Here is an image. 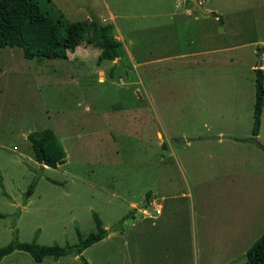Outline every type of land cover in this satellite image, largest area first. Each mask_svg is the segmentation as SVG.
Masks as SVG:
<instances>
[{
    "label": "rangeland",
    "instance_id": "374dc122",
    "mask_svg": "<svg viewBox=\"0 0 264 264\" xmlns=\"http://www.w3.org/2000/svg\"><path fill=\"white\" fill-rule=\"evenodd\" d=\"M40 1L72 22L111 26L123 54L100 61L87 39L57 59L0 49V247L15 232L76 245L77 229L95 230L94 213L109 235L81 255L37 263L15 251L0 264H195L196 187L264 170V109L252 133L264 0H198L222 22L189 0ZM44 129L67 153L57 168H43L28 141Z\"/></svg>",
    "mask_w": 264,
    "mask_h": 264
},
{
    "label": "trees",
    "instance_id": "16d2710c",
    "mask_svg": "<svg viewBox=\"0 0 264 264\" xmlns=\"http://www.w3.org/2000/svg\"><path fill=\"white\" fill-rule=\"evenodd\" d=\"M51 1V0H49ZM40 0H0V49L21 48L26 59L36 57L57 59L74 53L87 39L101 50L100 61H115L123 54V43L114 38L111 26L103 25L96 19L72 22L60 11L55 14L45 8ZM213 16L223 18L213 12ZM264 50L260 49V51ZM256 100L254 105L253 137L260 134L264 109V71L255 69ZM36 160L45 166L57 168L66 162L67 153L58 136L52 129L31 132L28 135ZM39 177L35 178L25 193V202L34 194ZM4 190V185L1 182ZM4 195H7L5 190ZM150 193L147 199L150 202ZM133 215V213L131 214ZM3 217L2 214H0ZM95 230L83 236L79 229V242L76 245H41L37 235L32 242H21L16 236L12 242L0 247V262L15 251L27 252L37 263L47 257L60 259L71 254L81 255L86 249L101 242L108 235L101 217L93 214ZM250 264H264V234L246 253ZM85 264H88L87 262Z\"/></svg>",
    "mask_w": 264,
    "mask_h": 264
},
{
    "label": "crops",
    "instance_id": "0c3cea01",
    "mask_svg": "<svg viewBox=\"0 0 264 264\" xmlns=\"http://www.w3.org/2000/svg\"><path fill=\"white\" fill-rule=\"evenodd\" d=\"M194 200L201 230L195 264H250L245 255L264 234V170L210 178L196 187Z\"/></svg>",
    "mask_w": 264,
    "mask_h": 264
},
{
    "label": "water",
    "instance_id": "95a60500",
    "mask_svg": "<svg viewBox=\"0 0 264 264\" xmlns=\"http://www.w3.org/2000/svg\"><path fill=\"white\" fill-rule=\"evenodd\" d=\"M189 1H191L193 4H194V6L202 13V14H204V15H208V16H211V15H213V12H211V11H208V10H206L202 5H201V3L198 1V0H189ZM209 138H213V137H209ZM43 165H45V162L43 161ZM148 200L146 199V201L145 202H143L142 204H140L139 206H138V209H141V208H144V207H146L147 205H148Z\"/></svg>",
    "mask_w": 264,
    "mask_h": 264
},
{
    "label": "built area",
    "instance_id": "2783aa9c",
    "mask_svg": "<svg viewBox=\"0 0 264 264\" xmlns=\"http://www.w3.org/2000/svg\"><path fill=\"white\" fill-rule=\"evenodd\" d=\"M156 213H157V214H160V213H161V209H157V210H156Z\"/></svg>",
    "mask_w": 264,
    "mask_h": 264
}]
</instances>
